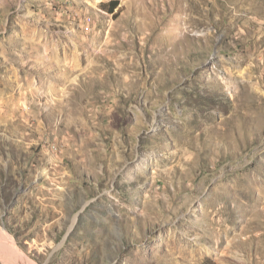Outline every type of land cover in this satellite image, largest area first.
Listing matches in <instances>:
<instances>
[{"label":"rangeland","instance_id":"rangeland-1","mask_svg":"<svg viewBox=\"0 0 264 264\" xmlns=\"http://www.w3.org/2000/svg\"><path fill=\"white\" fill-rule=\"evenodd\" d=\"M0 264H264V0H0Z\"/></svg>","mask_w":264,"mask_h":264},{"label":"trees","instance_id":"trees-1","mask_svg":"<svg viewBox=\"0 0 264 264\" xmlns=\"http://www.w3.org/2000/svg\"><path fill=\"white\" fill-rule=\"evenodd\" d=\"M116 6H117V1H109L105 4H103V7H108L109 11H113Z\"/></svg>","mask_w":264,"mask_h":264}]
</instances>
